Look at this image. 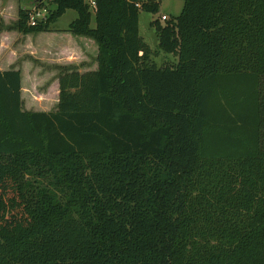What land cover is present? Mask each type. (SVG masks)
I'll list each match as a JSON object with an SVG mask.
<instances>
[{"label": "trees", "instance_id": "1", "mask_svg": "<svg viewBox=\"0 0 264 264\" xmlns=\"http://www.w3.org/2000/svg\"><path fill=\"white\" fill-rule=\"evenodd\" d=\"M93 1L8 27L73 9L98 55L58 67L47 112L0 71V264H264V0H182L155 50L139 12L162 0Z\"/></svg>", "mask_w": 264, "mask_h": 264}, {"label": "crops", "instance_id": "2", "mask_svg": "<svg viewBox=\"0 0 264 264\" xmlns=\"http://www.w3.org/2000/svg\"><path fill=\"white\" fill-rule=\"evenodd\" d=\"M68 25L65 28L52 27L37 33H23L16 28L7 32L16 37L10 46L14 55L6 67L0 66V71L20 70L22 100L24 95H29V102L24 109L46 112L56 109L59 94L58 67L68 66L79 72L97 68V43L90 37L71 33L67 30ZM13 62L15 65H11ZM49 95L53 99L52 107L46 108L49 102L46 98ZM38 98L41 99L40 106L37 103ZM36 104L38 109L34 107Z\"/></svg>", "mask_w": 264, "mask_h": 264}, {"label": "rangeland", "instance_id": "3", "mask_svg": "<svg viewBox=\"0 0 264 264\" xmlns=\"http://www.w3.org/2000/svg\"><path fill=\"white\" fill-rule=\"evenodd\" d=\"M38 1L40 0H0V66L1 67L8 65L10 61L9 59H11V57L14 55V53H12V50L10 49V46L12 45L13 41H15L16 37L13 34L7 33V32L10 30V28H8L9 25H12L15 21L14 19L18 17L19 7L34 8ZM43 1L47 2L49 0H43ZM50 6L51 8L55 7V5L53 4H51ZM182 7H183L182 0H162L159 5V11L157 13H150L144 10H140L139 12V34L151 46L152 49L155 50L157 48V39H156L155 28L154 26H151L150 24L151 21H153L154 19H159L160 22L163 23L164 20L161 19L162 16H165L166 19L172 16H177L181 12ZM76 15H77V12L75 10L67 9L62 14V16H60L55 21L52 27L65 28L67 27L68 23L76 17ZM4 30H7V31H4ZM156 55L157 56H155L154 59L158 65H162L164 63H172V61H174V57L172 54L164 55L163 53L158 51ZM11 65H15V62H13ZM26 94H29V93H26ZM28 98H29V95L28 96L24 95V98L22 100L23 108L27 106L28 104L27 102H29ZM46 99L49 101L48 105H46V108H51L52 107L51 103L53 101L52 96L49 95ZM37 103H38V106H40L41 99H39ZM34 107L38 109L37 104Z\"/></svg>", "mask_w": 264, "mask_h": 264}, {"label": "built area", "instance_id": "4", "mask_svg": "<svg viewBox=\"0 0 264 264\" xmlns=\"http://www.w3.org/2000/svg\"><path fill=\"white\" fill-rule=\"evenodd\" d=\"M90 4L93 8H95V2L93 0H90ZM49 12V7L45 5L35 6L34 8H30L28 11V18H27V24L28 25H36L38 21L44 20ZM163 20L166 19L165 16H162Z\"/></svg>", "mask_w": 264, "mask_h": 264}]
</instances>
